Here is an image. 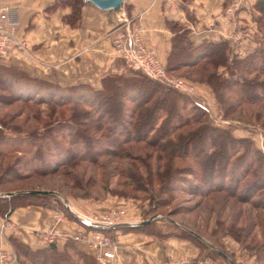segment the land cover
<instances>
[{
    "label": "trees",
    "instance_id": "trees-1",
    "mask_svg": "<svg viewBox=\"0 0 264 264\" xmlns=\"http://www.w3.org/2000/svg\"><path fill=\"white\" fill-rule=\"evenodd\" d=\"M84 4V0H54L46 11L69 7L71 13L63 21L76 28ZM254 9L260 38L258 46L243 57L233 54L225 41L194 45L188 29L166 22L172 34L166 70L206 85L225 118L240 105L264 106V0H257ZM1 59L0 188L57 175L71 180V170L64 168L84 165L93 175L84 183L72 181L84 194H90L98 176L105 184L115 177L117 184L147 194L150 209L157 214L175 201L176 193L185 192L200 199L197 208L218 205L230 212L226 234L236 242L251 225L239 222L240 206L264 211V154L247 138L214 126L207 108L192 96L128 69V75L104 76L97 89L88 84L62 86L4 65ZM232 96L238 104L230 102ZM19 103L22 106L12 116L3 112ZM25 110L24 123L33 121L41 128L11 126ZM46 191L0 196L1 218L7 221L21 206H41L112 240L118 230L146 233L153 223L106 229L87 226L69 211L58 191ZM216 223L220 224L218 219ZM173 236L191 242L200 259L210 258L203 250L227 258L189 228ZM8 242L16 264H98L73 239L62 249L55 243L32 250L13 238ZM255 249L264 250V243Z\"/></svg>",
    "mask_w": 264,
    "mask_h": 264
},
{
    "label": "crops",
    "instance_id": "crops-1",
    "mask_svg": "<svg viewBox=\"0 0 264 264\" xmlns=\"http://www.w3.org/2000/svg\"><path fill=\"white\" fill-rule=\"evenodd\" d=\"M53 1L0 0V5L8 7L16 17V39L20 43V46L11 48L1 62L19 67L33 76L51 78L62 86L88 84L97 89L104 76L129 74L112 45L119 17L123 15L138 26L141 44L153 49L164 66L172 37L167 21L188 29V38L194 45L203 41H225L239 56L254 46L253 33L258 15L254 5L257 0L241 1V8L235 13L236 28L224 16L225 3L228 5L234 0H181V4L173 9L165 7L162 0H125L118 12L103 11L85 3L81 9L80 26L76 28L63 21L71 13L69 7L46 11ZM237 33L243 37L238 43L234 37ZM189 84L193 94L204 99L209 106L214 104V96L206 85ZM67 207L78 219L79 215L92 213L90 208L81 204L70 203ZM52 228L60 234L56 245L62 249L66 241L82 233L84 227L62 217L57 221L54 211L41 206H21L7 221L0 216V248L13 255L8 238L32 250L45 248L47 244L40 235ZM114 235L117 249L111 264H164L170 261L197 264L200 260L196 247L184 239H160L119 231ZM76 247L93 255L85 239L76 241ZM202 264L220 263L207 259Z\"/></svg>",
    "mask_w": 264,
    "mask_h": 264
},
{
    "label": "rangeland",
    "instance_id": "rangeland-1",
    "mask_svg": "<svg viewBox=\"0 0 264 264\" xmlns=\"http://www.w3.org/2000/svg\"><path fill=\"white\" fill-rule=\"evenodd\" d=\"M255 30V34L253 33L254 46L247 53L251 52L258 46L260 33L257 29V25L255 27ZM239 34L240 38L236 39V42L241 41L243 38L242 34ZM231 50L232 53L236 54L238 57H243L247 54L245 53L244 55L239 56L232 48ZM167 76L169 78H179L189 85V91L185 94L192 96V98H195L198 102H200L207 108L209 116L211 120H213L214 126L230 131V133L236 138H247L248 140L253 142L254 147L259 149L264 154L263 105H240L239 108L236 106V108L238 109H234L235 113H231L233 111L232 110L225 118L220 106L215 102V100L213 101L214 104H212V106H209L204 101V99H202L198 95L193 94V90L191 87L192 85L189 84L193 81L185 78L184 74L169 73L167 71ZM230 102L237 103L236 98L232 96ZM20 106H22L20 103L15 104L9 110L3 112L12 116L14 112H17L19 110ZM24 112L25 114L22 115L21 118L16 119L11 123L12 127L19 126L24 130L41 128L40 125H37L33 121L24 123L27 110H25ZM68 169L71 170L70 175L74 176V178H72L71 180L61 177L60 175L48 177L44 180H27L15 185L0 188V196L9 193L21 194L32 191L47 192L46 190L53 189L61 194L62 200L66 205L70 203H74L76 205L81 204V206H86L91 209L92 213H90V215L87 214L83 215L82 217L97 221L118 223L116 226H126L129 225L128 223H130L131 225H140L141 222L148 221L153 218V220L151 221L153 222L152 226L149 227V229H146V233L134 234H143L146 236L159 238L158 236H156V234H158L164 236L160 239H166L169 237H175L173 235L179 234L185 228H189L195 233L202 236L204 244L214 246V248L226 254L227 256L226 259H222L216 257L214 254H210V252L207 250H203L204 254H208V256L213 259L212 261H217L220 264H264V250L262 249L258 252V250L255 249L257 246H261V244L264 243V211H256L248 206H240V208L243 209V215L241 216L239 222H243L244 225H248L251 222V225L249 226L250 231L248 229L245 230V233L247 235H242L240 242H236L232 237H229L226 234V229L230 225L226 217L230 212L223 210V207L219 209L218 205H215L214 208L211 207L212 205L207 204L205 206L197 208V204L200 199L189 196L185 192H181L176 193V198L173 203L159 210L157 214H154L150 209L151 203L149 201V198L147 197V194L142 192H134L131 191L132 189H128L122 184H117L116 181L119 179H116L114 177L105 184L103 181L104 179H100L98 176L96 179V186L94 188L91 186L90 194L86 195L83 191H79L76 187V184H72V181H75V183L78 181L81 183V181H83L84 183L90 175H93L92 173L90 174V171H88L89 168L85 167L84 165H79V167L75 169H71L68 167L64 168V170ZM83 171L84 174H82ZM183 186L187 185L185 184ZM261 194L262 192L258 193V196H260ZM237 207L238 206H235L236 209ZM55 213L57 221L60 219V217L69 220L65 215H62L58 212ZM79 216L81 217V215ZM216 219L219 220V225H217ZM118 231L121 234H125L122 232V230ZM83 232L88 236L92 231L83 228L82 233ZM105 236L108 237L113 244L115 258L117 247L114 244V240H112L108 235ZM246 236H248V238ZM57 240L54 242L55 244H57ZM210 258L200 259L198 260L197 264H202L207 259L211 260ZM230 260H232L233 262L231 263ZM171 263L174 262L170 261L164 264ZM26 264L29 263L27 262Z\"/></svg>",
    "mask_w": 264,
    "mask_h": 264
},
{
    "label": "built area",
    "instance_id": "built-area-1",
    "mask_svg": "<svg viewBox=\"0 0 264 264\" xmlns=\"http://www.w3.org/2000/svg\"><path fill=\"white\" fill-rule=\"evenodd\" d=\"M162 1L168 9L177 8L181 4V0ZM241 1L234 0L224 8V16L234 28L237 27L234 20L235 13L240 9L242 5ZM17 25L16 17L13 16L10 9L0 5V58L7 56L11 48L20 46V43L16 39ZM138 34L139 28L136 24L124 15L119 17L116 34L112 38V45L125 67L134 72H141L151 80L165 83L179 92L187 93L189 91V85L179 78H169L165 66L156 58L154 50L143 46ZM235 38L239 39L240 34L237 33ZM79 220L84 225L105 229L118 224L97 221L86 217L81 218L80 216ZM58 237H60V234L56 228H52L40 235V238L46 244L54 243ZM71 239L75 242L85 239L93 251L94 259L99 264H111L114 259L115 252L113 244L101 232L92 231L88 236L83 232ZM0 264H16L15 257L10 252L0 248Z\"/></svg>",
    "mask_w": 264,
    "mask_h": 264
},
{
    "label": "water",
    "instance_id": "water-1",
    "mask_svg": "<svg viewBox=\"0 0 264 264\" xmlns=\"http://www.w3.org/2000/svg\"><path fill=\"white\" fill-rule=\"evenodd\" d=\"M125 0H84L85 3H91L92 5H94L96 8L103 10V11H113V12H117L120 10V8L123 5V2ZM49 192H42V191H32V192H28V193H22V194H31V195H41V194H47ZM15 194H6V195H2L3 196H13ZM153 220L150 219L148 221H144L141 222L140 225H146L148 223H150ZM124 226V225H121ZM126 226H131V224L126 225ZM114 227H118V226H112L110 228H114Z\"/></svg>",
    "mask_w": 264,
    "mask_h": 264
}]
</instances>
